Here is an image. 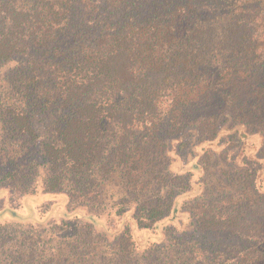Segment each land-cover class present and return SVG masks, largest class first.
<instances>
[{
    "label": "trees",
    "instance_id": "1",
    "mask_svg": "<svg viewBox=\"0 0 264 264\" xmlns=\"http://www.w3.org/2000/svg\"><path fill=\"white\" fill-rule=\"evenodd\" d=\"M0 122V183L89 215L1 209L0 264H264V0H0Z\"/></svg>",
    "mask_w": 264,
    "mask_h": 264
},
{
    "label": "rangeland",
    "instance_id": "2",
    "mask_svg": "<svg viewBox=\"0 0 264 264\" xmlns=\"http://www.w3.org/2000/svg\"><path fill=\"white\" fill-rule=\"evenodd\" d=\"M3 122H0V147L3 145V137L1 134H4L3 130ZM244 133L247 132L248 129H242ZM248 133V132H247ZM246 133V138H244L246 141H248V145H252L254 147L251 149L255 153H259L264 147V134H258V132L249 131V134ZM233 134L236 135L237 142L232 143V141H228L227 136H229L228 133H224L222 135V140L224 141L221 151L227 152L230 155H233L235 152L240 153L239 150L243 142H239L242 139H238V135L236 132ZM248 136V137H247ZM240 138V137H239ZM23 136H20L19 139L15 140V142L12 141H6L7 144H11V146H14V144H20L19 140H22ZM248 139V140H247ZM244 141V140H243ZM33 143L34 142H30ZM28 142H25L22 146L25 148V146H28L30 144ZM36 149H37V145ZM206 147V145L204 146ZM216 148H219V146L216 145ZM1 149V148H0ZM173 146H170V152H172ZM250 147L245 148L244 151H242V154H246L249 151ZM206 148H200L196 151L192 152L188 155L187 160H193L194 155L201 154L202 152H206ZM220 149L213 150L211 158L214 160L219 161V165L216 167V169L220 170L222 167L225 166V164H230V159H221ZM6 150L1 149V152H4ZM191 151V149H190ZM200 155V157H201ZM200 157L198 156L194 158L197 161H200ZM36 159V157H35ZM202 159V158H201ZM32 159L30 158L29 161L25 162L24 165L30 164ZM36 162V161H35ZM202 162V160L200 161ZM34 164V163H33ZM174 167H177L181 164V161L179 159H176L173 163ZM34 170V175L32 174L30 176V180L28 182H25V185L28 186V188H24V183L13 185L11 184L12 181H7L8 183L3 184L0 183V210L3 211H13L16 212L18 215L24 217H33L36 221L49 223L51 221L54 222H60L63 217L66 219H70L71 221L76 219V216H81L82 218L84 216L89 218V215H86L85 211H82L80 208L77 207V202H73L70 199H68L65 195L60 194H54V195H46L41 192V175L45 172V167L41 164L36 167ZM33 173V171H32ZM94 217L92 216L91 221H94V227L97 231L100 232H106V234H113L116 230L120 229L122 227V224L124 225L125 222H127V218L124 216L122 218V221L120 222V217L112 215L109 211L101 212V214H95V212H92ZM7 214V213H6ZM7 217V216H6ZM5 217V218H6ZM4 218V219H5ZM185 219V217L183 216ZM175 220L177 222H181L180 217H176ZM185 223V221H184ZM60 225V223H57ZM114 226V227H113ZM110 230V231H109ZM161 238L160 235L152 234L148 232H139L134 229V239L138 245V247L145 246L148 243L159 241Z\"/></svg>",
    "mask_w": 264,
    "mask_h": 264
}]
</instances>
